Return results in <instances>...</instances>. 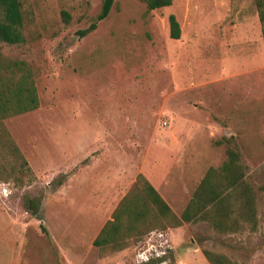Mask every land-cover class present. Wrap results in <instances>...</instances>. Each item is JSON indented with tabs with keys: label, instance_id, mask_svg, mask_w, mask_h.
<instances>
[{
	"label": "rangeland",
	"instance_id": "obj_1",
	"mask_svg": "<svg viewBox=\"0 0 264 264\" xmlns=\"http://www.w3.org/2000/svg\"><path fill=\"white\" fill-rule=\"evenodd\" d=\"M20 1L25 40L2 51L32 68L40 105L4 122L35 177L0 179V264H146L149 233L125 237L122 248L94 244L138 174L180 215L228 147L241 155L252 211L237 207L226 220H237L234 231L206 220L156 227L166 253L147 263L211 264L207 248L231 264H264V36L255 0L156 9L114 0L84 36L103 0ZM171 14L180 38L170 35Z\"/></svg>",
	"mask_w": 264,
	"mask_h": 264
},
{
	"label": "trees",
	"instance_id": "obj_2",
	"mask_svg": "<svg viewBox=\"0 0 264 264\" xmlns=\"http://www.w3.org/2000/svg\"><path fill=\"white\" fill-rule=\"evenodd\" d=\"M148 9L169 6L173 0H142ZM114 0H103L96 20L83 30L82 36L97 27L98 21L108 16ZM264 36V0H255ZM67 19L68 12H64ZM23 11L20 0H0V179L13 178L16 183L25 184L33 180L34 172L28 159L7 128L4 119L19 113L34 110L40 105L34 72L25 60L5 58L3 43L14 45L24 42ZM170 35L181 37V25L175 14L169 16ZM223 140L231 138L224 136ZM222 143L221 140L218 141ZM240 153L228 147L227 158L219 167L206 172L189 203L179 215L155 188L151 181L139 173L133 187L125 194L101 232L94 240L96 246L112 245L122 248L125 237L143 235L159 226L175 227L183 222L208 221L214 229L234 231L237 220L227 223L237 207L245 212L252 211L254 196L244 179L245 170ZM232 198L235 202L232 201ZM40 202L39 200H37ZM38 206L34 199L29 207ZM230 226L229 230L227 229ZM157 229V228H156ZM161 229V228H159ZM211 264H231L223 253L203 248ZM148 264V263H146Z\"/></svg>",
	"mask_w": 264,
	"mask_h": 264
},
{
	"label": "built area",
	"instance_id": "obj_3",
	"mask_svg": "<svg viewBox=\"0 0 264 264\" xmlns=\"http://www.w3.org/2000/svg\"><path fill=\"white\" fill-rule=\"evenodd\" d=\"M156 238H159V244H157L158 241L155 242ZM147 241L148 254H146V256H143V258L141 256V258L144 259L146 263H149L151 258L162 259V257H164L163 255L166 253V249L164 246V244L167 243V239H165V232L160 229L152 230L147 235Z\"/></svg>",
	"mask_w": 264,
	"mask_h": 264
},
{
	"label": "crops",
	"instance_id": "obj_4",
	"mask_svg": "<svg viewBox=\"0 0 264 264\" xmlns=\"http://www.w3.org/2000/svg\"><path fill=\"white\" fill-rule=\"evenodd\" d=\"M151 181V180H150ZM155 188L161 193V195L166 199V195L151 181ZM167 200V199H166ZM168 201V200H167ZM169 203V202H168ZM170 204V203H169Z\"/></svg>",
	"mask_w": 264,
	"mask_h": 264
}]
</instances>
